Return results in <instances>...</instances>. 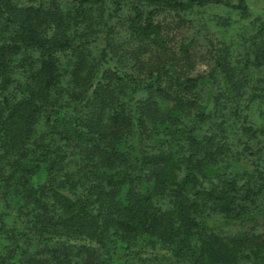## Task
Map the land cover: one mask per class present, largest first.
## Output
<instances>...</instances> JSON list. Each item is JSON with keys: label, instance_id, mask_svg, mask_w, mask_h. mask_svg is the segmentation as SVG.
I'll use <instances>...</instances> for the list:
<instances>
[{"label": "trees", "instance_id": "obj_1", "mask_svg": "<svg viewBox=\"0 0 264 264\" xmlns=\"http://www.w3.org/2000/svg\"><path fill=\"white\" fill-rule=\"evenodd\" d=\"M219 6L248 0H0V264H264V80L181 71L155 17Z\"/></svg>", "mask_w": 264, "mask_h": 264}, {"label": "rangeland", "instance_id": "obj_2", "mask_svg": "<svg viewBox=\"0 0 264 264\" xmlns=\"http://www.w3.org/2000/svg\"><path fill=\"white\" fill-rule=\"evenodd\" d=\"M16 1L20 5L37 6L40 3L45 6L48 0ZM124 8L120 12L122 16L129 13V10ZM155 17L165 25L164 33L169 47L178 50L181 43L189 44V59L187 57L181 61V71L188 69L190 75L205 73L217 59L233 67L235 78L244 84L246 91L259 86L264 80V60L252 56L250 62H244L246 47L259 29L261 33L257 36L258 39H255V45L253 44L254 52H264V1L248 0V10L245 13L236 10L228 12L221 6L202 8L196 13L181 15V18L188 19L183 23L173 12L157 13ZM137 45V41L130 37L127 26L122 21H117L113 33V64L126 71L140 73L142 69L139 63L146 59L141 60L140 52L135 48ZM131 50L138 54L133 56L130 54ZM180 53L183 54L181 51ZM259 103L257 100L250 102L248 110L249 120L255 125L259 124L262 118L263 108ZM231 139L233 142L237 140L234 136ZM7 210L15 212L12 204L8 203L7 208L3 203L0 204V217L3 222L10 217ZM260 228L264 230V225L261 224Z\"/></svg>", "mask_w": 264, "mask_h": 264}]
</instances>
